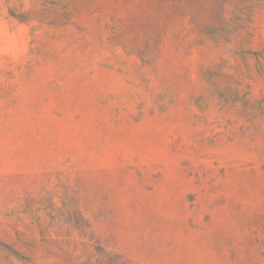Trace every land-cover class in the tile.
<instances>
[{"label": "rangeland", "instance_id": "obj_1", "mask_svg": "<svg viewBox=\"0 0 264 264\" xmlns=\"http://www.w3.org/2000/svg\"><path fill=\"white\" fill-rule=\"evenodd\" d=\"M0 264H264V0H0Z\"/></svg>", "mask_w": 264, "mask_h": 264}]
</instances>
